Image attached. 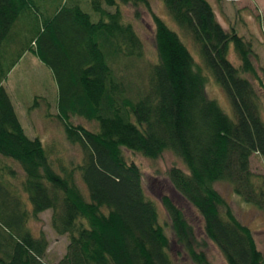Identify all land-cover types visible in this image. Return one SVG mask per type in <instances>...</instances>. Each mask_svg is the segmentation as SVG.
<instances>
[{
    "label": "trees",
    "instance_id": "obj_1",
    "mask_svg": "<svg viewBox=\"0 0 264 264\" xmlns=\"http://www.w3.org/2000/svg\"><path fill=\"white\" fill-rule=\"evenodd\" d=\"M90 1L97 17L83 10L88 0H60L52 10L47 0H0V264H48L49 241L43 233L35 236L29 224L49 210L52 229L69 240L57 264H175L143 174L123 150L149 160L175 154L187 171L174 166L169 180L200 213L204 233L226 263L264 264L253 231L216 189L230 183L238 197L264 211V175L250 167L252 155L264 158L260 95L244 77H257L251 42L234 28L226 30L208 0H161L195 45L200 65L149 0ZM125 6L136 10L135 18L139 7L147 8L154 23L157 57L147 91L136 97L114 67L144 56ZM21 22L27 28L22 55L32 50L52 71L57 118L66 140L83 154L78 164L55 162L40 138L26 135L3 85L22 57L4 71L18 47L13 33ZM231 49L239 66L229 59ZM202 68L226 94L233 117L206 95ZM76 116L97 123L98 130L76 126ZM161 202L176 243L194 264H209L184 213L168 196Z\"/></svg>",
    "mask_w": 264,
    "mask_h": 264
},
{
    "label": "rangeland",
    "instance_id": "obj_2",
    "mask_svg": "<svg viewBox=\"0 0 264 264\" xmlns=\"http://www.w3.org/2000/svg\"><path fill=\"white\" fill-rule=\"evenodd\" d=\"M47 1H49L48 6L52 10L58 7L60 0ZM88 1V5H86V2L82 4L83 10L92 15V18L97 17L90 4L91 1ZM208 1L215 9L217 19L226 30L234 28L240 36H244L252 44L255 55L252 61L257 71V77L255 78L249 73L245 74L244 77L253 84L255 91L260 95L261 114L264 120V0H223L220 3L217 0ZM149 2L152 12L159 15L172 30L180 35L183 43L187 45L190 53L193 54L195 61L199 63L200 60L195 45L167 16L163 1L149 0ZM137 10L140 13L139 18H135L136 10L132 7H122L126 20L134 25L137 34L141 38L144 56L138 60L132 59L131 62L123 60L122 63L114 66L118 70L117 74L126 77V82L133 87L134 92L130 93L132 97H136L135 94L139 91H147L150 64L157 57L154 44V23L152 22L151 13L143 6ZM17 27L13 34L17 39L18 47L13 48L7 60H5L4 71H7L22 55L27 42L25 32L27 28H24L23 22L19 23ZM229 59L236 66L240 65V61H238L235 51L232 49ZM199 64L201 65V63ZM201 71L207 78L206 95L208 98L216 100L224 112L233 117L226 94L214 83L204 68ZM10 72L3 85L14 104L26 135L31 139L40 138L44 147L51 150L55 162L60 160L67 167L70 166V163H80L83 154L79 146H73L66 140L64 125L57 118L56 99L59 91L52 71L31 50L22 55ZM71 122H74L76 126L82 125L91 131L96 130L98 126L97 123H91L77 116L72 118ZM122 152L125 160L129 164L135 163L143 174L144 191L158 207L160 222L164 225L166 234L170 238V255L173 257L175 264L194 263L183 247L176 243L170 217L161 202L162 197L165 196H168L179 207L184 213L186 222L192 226L197 241V251L205 253L209 264H227L224 255L204 233L205 223L200 213L196 211L190 202L184 199L169 180L168 170L172 167L178 166L187 171L183 161L170 152H165L160 158L153 160L132 151L123 150ZM14 167L19 171L20 168L16 164ZM250 167L255 175H264V158L260 155H252ZM81 186L85 191L82 183ZM216 189L230 203L237 219L253 231L257 247L264 255V211L258 210L255 205L249 204L238 197L230 183L220 182L216 185ZM51 215V210L41 213L38 222L32 221L29 227L35 236L38 237L41 233L46 236L49 241L46 262L57 264L61 257L65 255L69 240L65 235L58 236L55 230L52 229Z\"/></svg>",
    "mask_w": 264,
    "mask_h": 264
},
{
    "label": "built area",
    "instance_id": "obj_3",
    "mask_svg": "<svg viewBox=\"0 0 264 264\" xmlns=\"http://www.w3.org/2000/svg\"><path fill=\"white\" fill-rule=\"evenodd\" d=\"M235 1H239V0H235Z\"/></svg>",
    "mask_w": 264,
    "mask_h": 264
}]
</instances>
